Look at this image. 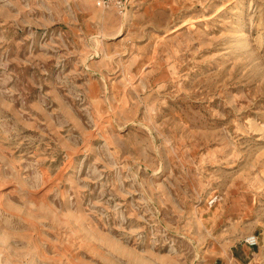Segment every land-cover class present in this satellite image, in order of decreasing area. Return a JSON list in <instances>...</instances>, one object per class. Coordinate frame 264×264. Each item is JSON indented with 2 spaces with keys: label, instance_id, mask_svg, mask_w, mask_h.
<instances>
[{
  "label": "rangeland",
  "instance_id": "1",
  "mask_svg": "<svg viewBox=\"0 0 264 264\" xmlns=\"http://www.w3.org/2000/svg\"><path fill=\"white\" fill-rule=\"evenodd\" d=\"M0 264H264V0H0Z\"/></svg>",
  "mask_w": 264,
  "mask_h": 264
},
{
  "label": "built area",
  "instance_id": "2",
  "mask_svg": "<svg viewBox=\"0 0 264 264\" xmlns=\"http://www.w3.org/2000/svg\"><path fill=\"white\" fill-rule=\"evenodd\" d=\"M248 247H255L258 245V237L255 234H249L244 239Z\"/></svg>",
  "mask_w": 264,
  "mask_h": 264
}]
</instances>
